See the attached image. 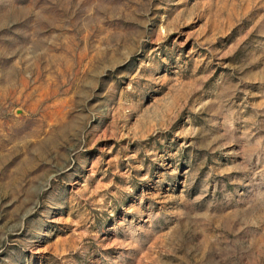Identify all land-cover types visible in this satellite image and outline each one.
<instances>
[{
	"label": "rangeland",
	"instance_id": "374dc122",
	"mask_svg": "<svg viewBox=\"0 0 264 264\" xmlns=\"http://www.w3.org/2000/svg\"><path fill=\"white\" fill-rule=\"evenodd\" d=\"M0 264H264V0H0Z\"/></svg>",
	"mask_w": 264,
	"mask_h": 264
}]
</instances>
